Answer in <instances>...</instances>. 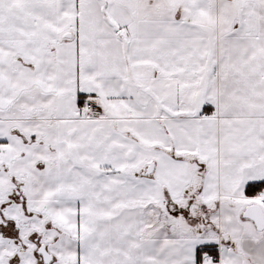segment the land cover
<instances>
[{
  "label": "snow or ice",
  "instance_id": "6c2138e0",
  "mask_svg": "<svg viewBox=\"0 0 264 264\" xmlns=\"http://www.w3.org/2000/svg\"><path fill=\"white\" fill-rule=\"evenodd\" d=\"M0 264H264V0H0Z\"/></svg>",
  "mask_w": 264,
  "mask_h": 264
}]
</instances>
